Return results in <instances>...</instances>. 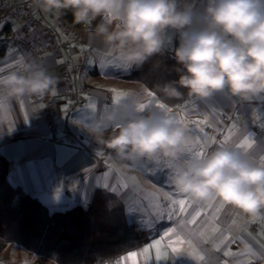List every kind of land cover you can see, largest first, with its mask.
<instances>
[{"label": "crops", "instance_id": "crops-1", "mask_svg": "<svg viewBox=\"0 0 264 264\" xmlns=\"http://www.w3.org/2000/svg\"><path fill=\"white\" fill-rule=\"evenodd\" d=\"M34 12L54 30L56 39L62 44L59 49L44 55L45 67L58 79L53 101L57 131L53 134L49 130L50 120L42 96H25L13 101L7 126L13 129H0V155L10 162L8 178L12 185L22 187L51 210L87 206L96 188L109 191L114 188L112 192L126 205L128 223L150 229L153 237L109 264H133L128 254L134 251L138 253L136 264H236L237 261L239 264H264V219L252 221L239 209L225 203L217 211L219 200L211 204H194L186 197L177 196L166 182L165 161L157 160L156 164L139 158L120 160L107 146L112 129L105 133L100 143L87 130V123L113 106L135 102L138 108L144 103L145 109L139 111H150L158 109L156 101L162 102L156 97L153 101L147 95L151 90L142 82L124 79L123 76L129 73L120 67L116 54L107 51L98 38L90 39L89 32L99 20L86 28L61 18L60 13H45L36 6ZM1 51L0 68L4 71L0 74L17 70L21 58L23 62L28 61L26 52L17 46ZM101 64L103 71L99 67ZM93 103L96 105L94 110L90 107ZM168 107L179 119L184 118L194 140L205 145L197 146L193 151L206 153L213 150L231 130L226 143L237 147L252 133L255 143L251 151L257 157L264 152V127H261L264 124V97L242 100L223 92L211 100L191 98L179 106ZM224 114H228V118H223ZM204 120L207 122L198 127L194 123ZM260 162L264 163L262 157ZM179 199L186 200L187 211L168 220L167 210L179 207L173 205L172 200ZM130 207L137 210H130ZM160 211L165 213L164 219H157ZM196 212H200L197 223L189 226L195 232L178 227L180 219L190 218ZM169 228L178 229L184 243L175 246L185 251L173 253L170 247H165L177 239L176 235L165 236ZM220 237L224 238V245L219 250H212L210 241ZM156 240H161L166 258L157 260L154 248L148 254L143 253V249ZM187 241L204 255L203 261L188 254ZM242 242L252 246L253 255L237 254Z\"/></svg>", "mask_w": 264, "mask_h": 264}, {"label": "clouds", "instance_id": "clouds-1", "mask_svg": "<svg viewBox=\"0 0 264 264\" xmlns=\"http://www.w3.org/2000/svg\"><path fill=\"white\" fill-rule=\"evenodd\" d=\"M45 13L71 12L115 53L120 67L141 70L153 57L171 53L177 78L157 84L159 92L205 101L217 93L248 100L264 97V0H32ZM58 79L35 61L0 74V129L8 128L13 101L25 96L55 95ZM98 143L112 129L108 148L120 160H163L166 182L194 204L221 201L252 221L264 219V163L251 148L228 143L203 156L190 153L197 142L172 111H139L135 102L101 111L87 123ZM87 178V177H86ZM224 238L210 241L212 250ZM254 254L242 242L239 254ZM32 264L39 257L33 254ZM53 258L52 260H54ZM51 261V260H50ZM236 264H239L237 261Z\"/></svg>", "mask_w": 264, "mask_h": 264}, {"label": "trees", "instance_id": "trees-1", "mask_svg": "<svg viewBox=\"0 0 264 264\" xmlns=\"http://www.w3.org/2000/svg\"><path fill=\"white\" fill-rule=\"evenodd\" d=\"M60 15L74 23L70 11ZM174 65L171 54L158 55L123 78L142 82L167 106L176 107L192 98L187 90L182 89L179 98H169L156 88L177 78ZM9 163L0 155V255L8 242H16L38 255L55 258L57 264H109L151 241L150 229L128 223L126 205L114 192L96 188L87 206L51 210L22 187L12 185Z\"/></svg>", "mask_w": 264, "mask_h": 264}, {"label": "built area", "instance_id": "built-area-1", "mask_svg": "<svg viewBox=\"0 0 264 264\" xmlns=\"http://www.w3.org/2000/svg\"><path fill=\"white\" fill-rule=\"evenodd\" d=\"M34 7L32 0L23 2L0 0V24L3 25L0 27V51L10 46H17L26 52L28 61H35L45 67V53L59 49L62 44L56 39L54 30L35 15ZM42 98L46 103L45 111L50 120L49 130L55 134L57 131L54 123L55 97L48 94ZM227 116L228 114H224L222 117L228 118Z\"/></svg>", "mask_w": 264, "mask_h": 264}, {"label": "snow or ice", "instance_id": "snow-or-ice-1", "mask_svg": "<svg viewBox=\"0 0 264 264\" xmlns=\"http://www.w3.org/2000/svg\"><path fill=\"white\" fill-rule=\"evenodd\" d=\"M0 27H3V25L0 24ZM11 51L12 50L10 49V52ZM18 63L22 64L23 63V59L21 58L18 61ZM114 66H119V65H114ZM99 67H100V70H102V71L104 70V65L103 64H101ZM2 71H4V69L0 68V72H2ZM147 95L149 97H151L153 101H155V93L148 92ZM156 105H157L158 108L165 109V110L170 111V112L172 111L171 108H169L167 105H165L162 102L156 101ZM90 107L94 110L96 105L93 103V104L90 105ZM145 107H146V105L144 103H140L139 106H138V110H144ZM180 120H181L182 123H185L183 117ZM206 122L207 121L204 120V121H196L194 123L198 127L200 124H203V123H206ZM261 127H264V124H262ZM230 136H231V130H229V134L225 136L224 141H221L220 144L221 145L225 144L230 139ZM254 143H255L254 134L249 133L248 136L245 137L244 141L240 145H237V147H241V148L247 149V148H251ZM197 146H200L202 148L205 145L201 144L200 141L198 140L195 148H197ZM204 154H205V152H203V151H193L192 153H190V155L192 157L203 156ZM262 162H264V157H262ZM85 171H87V169ZM103 185L106 188L108 187V185L106 183L103 184ZM112 191H115V189L113 188ZM207 203L211 204V202H207ZM218 203H219V207L217 208V211H219L220 209H222L224 207V203L223 202L220 201ZM172 204L173 205H178L179 207L176 208V209L169 208L167 210V219L168 220H172L174 216L182 215L183 213H185L187 211L186 200L185 199L172 200ZM188 206H190V205H188ZM130 210H137V209L134 208V207H130ZM198 216H200V212H196L194 215H191L190 218H187V219L182 218V219H180L178 221V227L180 229H187L190 232H195L196 230L189 228V226L190 225H195L197 223V217ZM164 218H165V213L163 211H160V212L157 213V219H164ZM149 226H151V225H149ZM169 235H176L177 239L175 241H172V243L170 245H167L165 247H170L171 251L173 253H180L182 251H185L181 247H176L175 246V245H179V244L184 243V241L178 235V229L177 228H169L168 231L165 233V236H169ZM200 235L203 236L204 234L201 233ZM187 243L189 245L188 250H187L188 254L189 255H193L198 260L203 261L204 260V255L198 249L195 248V246L192 244L191 241H187ZM153 248L155 249V258L157 260L167 257L166 252H164V250H163V247H162V244H161V240H156L154 242V244H151V245L145 247L143 249V253L144 254H148L150 252V250L153 249ZM137 255H138V253L135 252V251L134 252H130L128 254V256H130L133 259V264H136V259L135 258L137 257Z\"/></svg>", "mask_w": 264, "mask_h": 264}, {"label": "rangeland", "instance_id": "rangeland-1", "mask_svg": "<svg viewBox=\"0 0 264 264\" xmlns=\"http://www.w3.org/2000/svg\"><path fill=\"white\" fill-rule=\"evenodd\" d=\"M155 97L159 98L156 94ZM155 162L156 164L158 163V161ZM158 166L159 165H157V167ZM33 254L39 257V260H37L35 264H57L55 261L43 255H38L16 242H8L5 250L0 255V264H32L34 259Z\"/></svg>", "mask_w": 264, "mask_h": 264}]
</instances>
